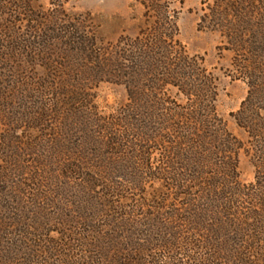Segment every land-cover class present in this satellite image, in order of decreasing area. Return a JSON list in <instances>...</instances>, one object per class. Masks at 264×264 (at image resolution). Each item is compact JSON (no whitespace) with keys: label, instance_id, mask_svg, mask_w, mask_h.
Returning <instances> with one entry per match:
<instances>
[{"label":"rangeland","instance_id":"rangeland-1","mask_svg":"<svg viewBox=\"0 0 264 264\" xmlns=\"http://www.w3.org/2000/svg\"><path fill=\"white\" fill-rule=\"evenodd\" d=\"M214 2L0 0V165L46 171L25 225L70 220L79 233L126 213L117 222L162 223L182 238L186 206L176 184L193 188L196 211L220 210L210 177L221 161L201 127L211 118L229 148L241 147L238 181L254 182L253 142L235 121L253 91L239 57L211 30ZM262 94L250 103L259 101L264 117ZM68 162L82 178L55 179L49 167ZM197 170L204 174L195 183ZM171 210L178 218L166 217Z\"/></svg>","mask_w":264,"mask_h":264},{"label":"trees","instance_id":"trees-1","mask_svg":"<svg viewBox=\"0 0 264 264\" xmlns=\"http://www.w3.org/2000/svg\"><path fill=\"white\" fill-rule=\"evenodd\" d=\"M260 1L215 0L209 21L211 30L222 35L241 60L240 74L253 91L242 103L235 121L253 142L254 182L243 185L238 181L241 147L237 144L229 148L231 140L214 129L212 123L217 120L211 118L201 127L213 136L221 161L210 177L211 188L217 193L214 207L217 210L219 204L220 210L208 215L196 211L200 198L192 195L193 188L176 184L175 189L181 191L177 194L184 195L185 200L186 217L178 221L185 225L186 237L180 238V232L162 223L153 228L138 222H117V217H129L126 213L117 215L109 226H89L76 233L68 230L70 220L59 223L37 218L41 222L37 226L25 225L28 223L22 220V215L31 216L42 201L44 166H36L31 172L22 164L12 171L0 165V264H183L184 259L188 261L184 264H264V117L260 116L263 108L257 105L259 101L250 103L252 94L264 95V1ZM153 6L151 10L159 13L161 7ZM48 110L45 118L49 117ZM195 161L202 170L199 159ZM56 166L54 170L49 167L55 179L72 182L75 180L71 176H83L82 168L74 162ZM200 170L192 176L195 183L204 174ZM176 215L171 210L166 217L172 220L178 218ZM153 217L158 220L157 214ZM54 232L60 233V239L48 240ZM4 233L12 239L1 240Z\"/></svg>","mask_w":264,"mask_h":264}]
</instances>
